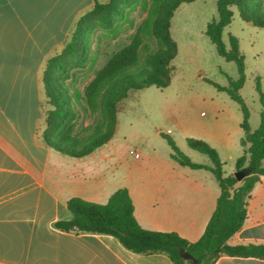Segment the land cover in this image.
Instances as JSON below:
<instances>
[{
    "label": "crops",
    "instance_id": "1",
    "mask_svg": "<svg viewBox=\"0 0 264 264\" xmlns=\"http://www.w3.org/2000/svg\"><path fill=\"white\" fill-rule=\"evenodd\" d=\"M95 1L107 0H0V264H173L165 254L128 251L109 235L56 229L72 218L71 198L104 204L126 188L142 228L189 242L202 236L215 210L217 182L173 167L141 176L132 189L112 138L82 158L45 143L43 69ZM248 243H264V176L251 191L242 229L228 241ZM215 264L264 261L223 256Z\"/></svg>",
    "mask_w": 264,
    "mask_h": 264
},
{
    "label": "rangeland",
    "instance_id": "2",
    "mask_svg": "<svg viewBox=\"0 0 264 264\" xmlns=\"http://www.w3.org/2000/svg\"><path fill=\"white\" fill-rule=\"evenodd\" d=\"M151 1L148 0L149 5ZM109 2L98 3L102 7L93 5L79 16L63 48L47 60L43 69L45 119L53 108L46 94L47 85H59L69 96L65 106L77 114L76 118L62 122L61 133L76 138L78 144L102 128L103 117L98 106L91 107L83 100L84 112L75 102V97H84V90L95 72L110 56L136 38L141 43H147L151 49L163 46L158 38L142 31L148 19V10L140 3L114 0L110 3L118 9V13L114 14L104 7ZM216 17V0L180 4L170 20L175 55L170 62L172 71L168 86L165 89L150 86L130 91L127 98L118 104L112 142L120 149L119 156L130 175L132 189L140 184L141 176L172 171V167L174 172L203 175L207 183L212 180L216 184L210 172L181 167L172 161V150L166 137L172 139L191 162L209 165L207 156L191 149L186 143L188 138L205 141L217 150L226 175L235 171V161L243 155L240 143L243 116L239 105L225 92L217 91L208 83L228 86L230 81L238 79L236 64L219 56L205 35L206 24ZM230 36L237 39L239 51L244 57L245 81L239 95L249 111L250 129L255 131L262 109L257 84L264 95V28L244 21L234 10L231 24L222 33L226 49L230 48ZM70 42L76 44L78 51L66 50ZM51 59L53 63H49ZM141 64L147 65L142 61ZM147 67L161 75L155 67ZM130 151L137 152L139 159H134ZM261 167L264 168V161Z\"/></svg>",
    "mask_w": 264,
    "mask_h": 264
},
{
    "label": "trees",
    "instance_id": "3",
    "mask_svg": "<svg viewBox=\"0 0 264 264\" xmlns=\"http://www.w3.org/2000/svg\"><path fill=\"white\" fill-rule=\"evenodd\" d=\"M104 7L116 14L118 9L110 3ZM140 3L148 10V19L142 27L144 34L154 36L163 45L151 49L139 38L122 47L109 57L103 67L95 72L93 79L84 90V97H75V102L86 112L82 101L89 106H98L103 117L102 128L88 137L82 144L76 138L61 133L62 122L76 118V112L65 106L68 99L66 90L59 85H47L46 94L52 105L45 119L43 139L45 143L60 154L73 158H82L103 146L114 135L116 130V114L118 104L127 98L130 91L142 90L150 86L165 89L171 73L170 62L175 55V45L170 36V20L180 4H189L196 0H128ZM95 7H102L95 1ZM217 17L206 24L205 35L215 46L219 56L228 62H234L238 70V79L230 81L228 86H220L213 82L217 91L225 92L229 98L239 105L242 112L240 128L243 138L240 143L243 155L235 161L234 174L226 175L216 149L203 140L188 138L187 145L208 157L210 164L201 165L191 162L177 148L175 142L166 137L172 152L170 158L183 167L193 170L209 171L215 178L220 193L216 200L215 210L209 219L202 236L195 242H189L175 232H158L142 228L135 216L134 206L126 188L117 189L104 204L71 198L67 209L72 218L69 221H58L56 229L65 232L109 235L119 241L128 251L136 254H165L173 264H215L223 257L255 258L264 261V243H248L229 245L243 227L247 217V206L254 186L264 176V95L257 84L262 109L259 126L251 131L249 111L239 95L245 81L244 57L239 51L238 41L229 37L230 48L226 49L222 41V33L233 20L234 10L246 22L264 28V0H216ZM78 51L74 42L67 44L66 50ZM81 53V52H80ZM155 67L161 75L155 73L147 65ZM53 63V60H49ZM46 88V87H45ZM48 133L56 136L48 135ZM66 137V138H64ZM245 172L239 181L235 173ZM182 252L191 259H185Z\"/></svg>",
    "mask_w": 264,
    "mask_h": 264
},
{
    "label": "water",
    "instance_id": "4",
    "mask_svg": "<svg viewBox=\"0 0 264 264\" xmlns=\"http://www.w3.org/2000/svg\"><path fill=\"white\" fill-rule=\"evenodd\" d=\"M244 176H245V172H237V173H235V177H236V179L239 180V181H240ZM181 254H182V256H183L185 259H191V257H190L188 254H186V253H184V252H182Z\"/></svg>",
    "mask_w": 264,
    "mask_h": 264
},
{
    "label": "built area",
    "instance_id": "5",
    "mask_svg": "<svg viewBox=\"0 0 264 264\" xmlns=\"http://www.w3.org/2000/svg\"><path fill=\"white\" fill-rule=\"evenodd\" d=\"M130 155L133 156L134 159H139V154L137 152L130 151Z\"/></svg>",
    "mask_w": 264,
    "mask_h": 264
}]
</instances>
